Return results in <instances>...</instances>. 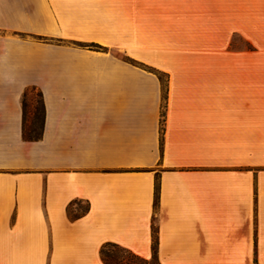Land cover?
Masks as SVG:
<instances>
[{"label": "crops", "instance_id": "crops-1", "mask_svg": "<svg viewBox=\"0 0 264 264\" xmlns=\"http://www.w3.org/2000/svg\"><path fill=\"white\" fill-rule=\"evenodd\" d=\"M152 226L159 264H264V0H0V264L149 260Z\"/></svg>", "mask_w": 264, "mask_h": 264}, {"label": "trees", "instance_id": "trees-1", "mask_svg": "<svg viewBox=\"0 0 264 264\" xmlns=\"http://www.w3.org/2000/svg\"><path fill=\"white\" fill-rule=\"evenodd\" d=\"M88 48L96 50V51H106L105 48L100 47V46L95 45V44L88 45ZM123 58L126 59V61H128L129 63H131L135 66H138L147 72H150V73L157 75L158 78L160 79V81H161V78H160L161 75H163L165 77V75L163 73L155 70L152 67H149L147 65H144L142 63L136 62L134 60H131V59H128L125 57H123ZM165 81L166 80H164V82L161 81L164 91H165V86H166ZM27 92H28V90H26L22 96V112H23V120H24L23 137H24V139H27V140H33V139H36L41 132L44 107H43V102H42V96L39 92H37V97L39 100L38 102L40 105L39 117H37L38 113L35 114V119L39 121V123H38V134L34 137H25L24 131H25V127H26L25 125L27 123V117H28V111H27V106H26ZM157 243H158V241H157V235H156V228L154 226H152V256H151V259L145 260V259L133 254L129 250L118 247V246L113 245V244L105 245L101 249L100 254H101L102 260L105 262V264H150L151 262L159 264L158 259H157ZM109 248L116 249V253L115 254H109V252H108Z\"/></svg>", "mask_w": 264, "mask_h": 264}, {"label": "rangeland", "instance_id": "rangeland-1", "mask_svg": "<svg viewBox=\"0 0 264 264\" xmlns=\"http://www.w3.org/2000/svg\"><path fill=\"white\" fill-rule=\"evenodd\" d=\"M122 57V56H121ZM161 81L164 82L165 77L163 75L160 76ZM37 92L35 89H28L27 97H26V106L28 111V117H27V123L25 127V137H34L38 134V123L39 121L35 119V114H37V117H39V100L37 97ZM82 208H84V205H80ZM109 254H115L116 249L109 248L108 249ZM150 264H156L154 262H151Z\"/></svg>", "mask_w": 264, "mask_h": 264}]
</instances>
